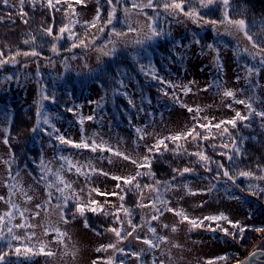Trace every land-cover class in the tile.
Wrapping results in <instances>:
<instances>
[{
    "label": "rangeland",
    "instance_id": "obj_1",
    "mask_svg": "<svg viewBox=\"0 0 264 264\" xmlns=\"http://www.w3.org/2000/svg\"><path fill=\"white\" fill-rule=\"evenodd\" d=\"M139 2H146V0H139ZM8 3L18 6L20 0H8ZM124 6L130 7L128 0H125ZM96 9L97 5L94 0H85L84 5L77 6V17L83 22H91L96 15ZM144 12L146 15H137L135 11L131 15L133 21L139 22L138 25H133L138 27L136 33L128 34L125 37H116L110 36L111 31L109 30L103 40L96 44V47L71 48L70 46L69 53L61 56L59 60L51 58V55L54 54L51 50H48L41 57L17 56V63L12 64L14 68L9 73L0 75V95L7 100L20 99L26 106L34 104L36 107H40L42 105L43 112L47 113L50 122L58 129V134H63L66 138L78 142L81 139V127H83V134L89 142L94 138L97 143L104 142L114 150L125 152L137 160L146 156L145 149L150 146V143H155L159 138L186 131L196 122L193 120L196 113H189L185 107H181V103L193 108L199 106L202 109L200 117H208L213 122L231 117L237 111L243 115H248L245 105L236 104L231 98L222 96L224 89H230L235 92L236 99L247 101L251 97L253 107L256 110H264V69L251 76L247 73V67L258 64L259 58L254 61L251 56L243 51L245 47L252 51L256 50L251 49L250 44L237 28L231 27L229 33L226 34L224 27L220 26L218 34L211 24H204L203 27H200L182 14L170 16L163 11V8H160L156 20L159 29L164 33L160 37L177 41L174 52L178 57L177 62L175 60L166 62L171 73L164 78L166 81H171L177 85H188L191 92L185 95L180 87L172 89L163 85L162 87L168 92H175L178 102L172 98L170 101L172 107L161 112L160 115H155L150 111L149 105L147 106L148 111H143L139 103L140 97L136 83L126 71L120 70L125 92L135 105L136 115L130 116L132 123L135 128H143L149 135L145 136L143 140H138L135 131L120 126L114 127L110 122L109 113L103 109L105 91L97 81L92 80L91 75L98 73L107 59L115 54L126 56L132 60L142 57L148 59L150 57L151 59L149 53L154 51L153 45L159 38L147 41L144 45L133 43L135 39H143L144 35L148 34L147 24L149 21L147 16H157V12L153 9H144ZM117 14L119 21H122L125 15L123 6L118 8ZM200 23L203 24V21ZM114 26L117 27V30L127 32L126 26L121 22L116 21ZM204 32H209L212 35L211 40L209 39L203 44L197 43L196 41ZM110 40L115 42V52L110 55H102L100 49L108 51L113 47V44L109 42ZM208 45H213L215 51L210 49ZM217 56H219V62L222 66L219 70L216 64ZM65 72H72L75 79H82L81 88L76 98L65 105L67 108L74 109V112H71L73 116L70 118L58 115L57 108L51 103L50 98L42 100V96L46 95L45 89L42 88L44 83H49L57 90L71 91V85L64 79ZM8 77L13 78L9 80ZM216 81L220 82L221 88L215 87ZM98 104L99 107H97ZM225 105H231V107ZM89 115H94L95 119L85 120L83 125L78 122L80 117ZM201 122L204 121L201 120ZM8 126L9 120L0 115V196L5 197V200L8 199V188L5 185L12 182L8 178L9 169L5 163V161L10 160V150L8 145L3 143L5 130H8ZM41 127L51 131L48 125L41 124ZM37 140L42 152V160L45 163L51 162L50 166L53 170L60 167L61 161L57 159L60 155L69 157L74 164L77 162L84 164L90 161L94 167L110 175L128 176L135 170L132 163L109 152L101 153L98 150L93 153L87 149L61 145L57 140L49 137L46 132H39ZM17 172L20 173L17 179L21 186L33 199L28 202L26 197L19 192L13 199L21 209H28L25 215L29 222L36 227L30 229L14 228V235L20 239L12 240L8 237L6 242H11V244L16 242L20 246L36 245L37 252L39 245L43 243L54 255H30L28 258L22 255L14 264H93V261H97V264H106L109 259L112 260L113 264H121V261L123 264H136L134 257L118 252L113 253L110 248L106 251H96L101 245L114 243L116 239L113 233L107 231L108 226L105 225V218L101 217V214L92 217L95 218V224L96 222L100 223L103 228L101 233H97L91 228L84 227L85 221L88 219L86 213L83 217L78 214L73 215L75 211L74 201L71 202L73 204L71 211H66L67 223L60 218L59 209L56 208L58 202L55 199L51 201L46 210L37 209L36 205L48 200L45 186L42 183L37 184L36 178L25 168H20ZM62 175L72 184V189L80 197L82 204H87L90 199L89 186L99 187L102 192L118 191L115 187L116 181H113L110 176L93 174L89 180L83 175H78L75 168L69 171L67 165H65ZM250 182L255 183L249 179L245 183L247 185ZM169 183L175 184L176 188L172 191L161 189L164 198L169 201L170 207L182 209L190 218L202 219L207 215L223 213L231 220L240 221L249 227L261 228L264 225L263 218L260 215L252 216L250 206L241 201L238 191L231 185L212 182L192 174L180 176L169 181ZM185 185L194 194H188ZM212 185H215V188L209 192L208 189ZM82 189L83 191H81ZM52 191L54 195H58L55 193V189ZM228 192L233 193L239 199H229ZM67 194L71 195V191H68ZM141 196L143 202L148 204L154 193L146 189ZM91 198L97 200L99 205L107 210L116 209L119 204V199L115 196L104 197L92 193ZM5 200H0V214L8 208ZM132 211L133 222L138 225L144 223L141 217L150 219V207L140 208L136 206ZM34 212H39V215L32 218ZM21 222L18 214L12 221L13 224ZM219 223L222 227L231 230V226L226 222L221 221ZM162 224H167L169 227L162 228ZM114 226L123 227L127 231L132 230L126 221L123 226L120 224ZM153 226L157 228L159 235L166 237V240L161 242L158 248L145 251L147 246L132 238L120 245L125 247L127 251L141 252L142 264H154V262L155 264H205L207 260H213L234 252L232 242L222 232H211L205 227L192 228L186 221L180 222L179 218L172 213H165L160 217L159 222H153ZM172 226L176 227L175 232L171 230ZM211 226L215 227V224H211ZM48 228L59 229L65 235L58 238L54 231H48L45 234V230ZM4 232L7 233L6 227ZM26 232H34L35 235L29 240L26 237ZM146 232V227L138 229L141 238ZM148 235L151 236L150 233ZM173 244L177 246L174 247ZM259 246L257 250L251 253L255 252L259 259H264V244ZM233 255L235 257L237 254ZM256 257L254 260L257 262ZM227 264H237V261L234 259Z\"/></svg>",
    "mask_w": 264,
    "mask_h": 264
},
{
    "label": "snow or ice",
    "instance_id": "obj_2",
    "mask_svg": "<svg viewBox=\"0 0 264 264\" xmlns=\"http://www.w3.org/2000/svg\"><path fill=\"white\" fill-rule=\"evenodd\" d=\"M0 2H3L4 4H7L8 0H0ZM25 2H29L35 7L37 4H40L42 7L46 4L47 8L52 11H59L56 7V5H60L62 3H68V0H20L21 5V15H26V13H23V4ZM216 0H198L199 7L200 8H208L210 5L215 3ZM74 3L76 5H84L85 0H74ZM104 3L107 5V19L104 21L103 25L99 27V32H104L105 29L109 26L111 27V32L109 33L110 36H116V37H125L128 34L136 33L138 31V27H134V24H139L138 21H133L131 19V15L133 11L137 15H146L144 12V9L151 8L153 11L157 12V16H147V19L149 23L147 24L148 28V34L144 35L143 39H135L133 43L137 45H144L147 41H151L154 38H158L162 36L164 33L159 29L158 25L156 24V20L159 16V9L162 7L163 11L167 13L170 16H175L176 14H182L185 18L192 20L193 23H196L198 26L203 27L204 24H211L213 28L217 31L219 34V27L223 26L224 31L226 34L229 33L231 27H235L243 34V37L247 39L249 42L251 49H255L256 51L250 50L248 47H245L243 51L251 56V58L255 61L258 59V64H253L251 66L247 67V73L249 76L252 74H258L261 69H264V41L258 42L254 36V33H251L249 29L246 26L244 19H231L228 15V12L225 11L223 19L221 21L217 20H207L204 18V16L201 15L198 8L195 6L196 0H146V2H139V0H128V3L130 4V7L124 6L125 0H104ZM223 4L226 6L229 5V0H223ZM123 6L124 11V19L122 21H119L118 18V8ZM187 7V10H186ZM68 8L71 9V15L74 17L77 15L76 9L73 7L72 3H68ZM67 11V10H66ZM102 8H101V0H97V9H96V15L94 16L93 20L91 22H85L84 26L85 28H95L97 26V23L101 21L102 19ZM114 21L121 22L124 24L127 28V32L124 30H117L114 26ZM200 21H203V24L200 23ZM25 23H28L27 20L24 21ZM78 21L75 19H72L70 21V24H64L59 28L58 33L54 31V27L49 25L47 27L42 28V31L46 33L47 36L52 37L53 41H60L65 38V35L67 37V40L71 41V48L76 47H88L91 43L90 41L86 42L85 38H82L79 36L75 31H73V27L75 24H77ZM95 37H93L94 39ZM35 37H32V40H24L23 43L29 44L30 42L34 43ZM113 44V47L109 49L108 51H104V49H100L102 55H110L115 52V42L109 41ZM199 43V41H196ZM210 49H213L215 51V48L213 45H208ZM57 43L53 42L51 45V51L57 52ZM69 51L71 49H68ZM23 55L25 57L32 56V57H39L40 52L35 50L33 48L31 51H24L21 53L19 50L12 55L11 57L5 58L4 53L0 52V67H2L5 64L11 63L16 64L17 60L16 57L19 55ZM239 54V53H237ZM216 64L218 67V70L221 69V65L219 62V56L216 58ZM39 74V73H37ZM13 77H8L7 79L11 80ZM152 79L159 80V83L161 85H167V87H170L172 89H176L177 87H180L185 95H187L189 92H191V88L188 85H177L172 83L171 81H166L160 77H158L155 74V71L153 70L152 73ZM215 87L221 88L222 85L219 81L215 82ZM160 92L164 96H172L174 99L178 102V97H176L175 92L169 93L165 88H161ZM222 96L224 98H231L234 103L236 104H243L245 105L246 109L248 110L249 115H243L241 112L237 111L235 113V117L232 119L227 120H220L219 122H213L208 117H200V112L202 109L197 106L196 108L189 107L187 105H184L181 103V107H185L189 113L195 112L196 115L193 116V120L196 121L190 128H188L186 131L176 133L173 135H169L163 138H159L155 141V143L149 147H147V152L150 155H154L155 153L159 152L161 149V146H163L164 150L167 151L168 149V141H172L176 143V149H173V151H177L182 148V145L179 144V141L181 140H192L199 143V141H208L209 139H216L215 135H212L211 130L216 129L219 130L220 136L228 135L229 139L231 141V148L229 149L228 144H222L220 145L221 148L229 149L231 152V155H229L227 152H219L218 155L226 156L227 159L231 162L235 159L236 156L241 155V151L239 148V144L243 143L242 140H237L231 137L229 132V125L232 128L237 127V121H247L250 119L251 116H256L261 119L262 122H264V110H256L253 107L252 104V98L250 97L247 101L236 99V94L234 91L230 89H224L222 91ZM49 99L48 96H42V100ZM54 99V98H53ZM129 104H132L135 106L132 102V100L129 98ZM226 107H231V105H225ZM99 107V104L97 105ZM69 112H74V109L68 108L66 109ZM37 119L35 126L31 129L32 132H46V134L49 137H52L53 139L57 140L59 144L61 145H68L72 148L76 149H87L91 152L95 153L98 150L103 152H109L112 155L119 157L123 159L124 161H129L132 163L135 168L136 172L134 175H128V176H118V175H110L107 172H104L101 169H97L94 167L91 162H87L84 164L80 163H73V161L67 157L60 155L57 157L59 161H61L60 167L53 170V168L50 166L51 162L45 163L43 160L40 162L38 167L41 170V174L36 177V183L40 184L41 182H44V186L47 192L48 200L45 201L42 204L36 205L37 209L43 208L47 209L48 205L51 203L53 199H55L58 203L56 204V208L59 209L60 212V218L61 220H64L66 223L68 222L66 219V211L69 210V202L74 201V209L73 215H79L81 217L84 216L85 211H90L93 213H96L98 210L105 216L112 215L113 216V225L120 224L123 226L125 221L127 222L128 226L131 227V231H127L123 227H115V226H109L107 228L108 232H111L115 236V242L109 243L107 245H101L99 248L96 249L97 252L99 251H106L107 249H112L113 253H121L123 255H130L135 258L136 264H142V253L141 252H135V251H127L125 247H121V243L124 241H127L129 238L135 239L137 241H140L142 244L146 245L147 250H152L155 248H158L160 246L161 242H164L166 240V237L159 235L157 232V228L153 226V222H159L160 217L163 216L165 213H172L176 217L179 218L180 222H187L192 226V228H199V227H205L206 230L211 232H222L224 236L226 237H232V239L239 242L240 240L245 238V233L247 231H255V232H264V228H258V227H249L244 224H242L240 221H233L228 216L224 215L223 213L217 214V215H207L204 216L202 219L200 218H190L182 209H174L169 206V201L164 198V195L161 191L163 189L164 191H172L176 188L175 184L169 183L167 181H160L155 180L154 184H144L141 185L139 178L141 176H148L149 179H154V173L151 172V158L150 155L144 156L142 159L137 160L133 159L130 155L126 154L125 152H121L119 150H114L110 146H107L104 142L97 143L96 140L93 138L91 142H89L88 138L84 136V129L81 127V139L77 141H73L70 138H66L63 134H58V129L55 128V126L50 122V118L47 115V113L43 112L42 105L38 107L37 109ZM94 115H89L87 117H80L79 123L83 125L85 120H94ZM204 121V122H201ZM41 124L48 125V128L51 129V131H47L43 127H41ZM248 125L246 124L245 127ZM264 127V123L261 125ZM203 130V131H201ZM135 132L137 134L138 140H143L145 136L149 135V133L145 132L143 128L136 127ZM5 137L3 139V143L8 144L9 143V137L7 135V130H5ZM211 147L215 148L216 145H210ZM190 156L197 157V163H200L204 168L205 171H212V169L208 166L209 164H216L217 167V179L220 178L222 175L226 181L231 182V187H239L240 191L247 192L248 195L256 196V197H264V187H261L258 184L248 183L245 187H240L237 183L238 179L248 178L249 180L255 179L258 181H264V175H256L253 171L250 170H240L238 172H233L231 168H226L223 163H220L218 161H213L211 158L203 151L198 150L195 152L188 153ZM15 162V157L12 159L5 161V163L8 165V178L12 181L11 183H6V187L8 188V199L5 200V197L0 196V200H5L6 204L8 205V208L6 211H4L2 214H0V240L7 239L8 237H11L12 240H19L20 238L13 233L14 228H22V229H30L35 228L36 225L31 224L29 222L28 217L25 215L26 212H28V209H21L14 201L13 197L19 192L22 193L26 197V201L30 202L33 197L28 195L27 192L23 189V187L20 184V181L17 179V177L20 175L19 172L13 173L11 171V165ZM111 162V161H110ZM65 165H67V169L71 171L73 168H75V172L78 175H83L86 179L91 178L93 174L95 175H102V176H110V178L113 181H116V189L118 191L113 192H102L99 187H88V193L90 199L88 200L87 204H82L80 202V197L76 194L75 190L72 189V184L67 181L62 173L65 170ZM142 169H148L147 172L142 171ZM259 171L264 172V169H259ZM173 172L178 173L179 175L183 176L185 173H192L194 172V169L191 167H184L182 169H173ZM50 177H54V179H50ZM175 179V177H173ZM215 188V185H212L209 187L208 191L211 192ZM52 189H55V193H58V195H54ZM143 189H148L151 193H154L153 198L149 201L148 204H145L143 202L142 196L138 197L137 199V207L140 208H148L151 209V215L150 219H145L144 217H141V219L144 221L142 225H138L133 222L132 216L133 211L129 207H126L124 204L126 194L129 192H135V193H142ZM185 189L188 192V194H194L191 192V190L188 188L187 185H185ZM68 191H71V195H68ZM83 191V189L81 190ZM92 193H95L97 196H104V197H117L120 201L119 207L116 209L115 212L109 213L105 211L98 203L97 200L92 199L91 195ZM229 199H239V197L235 196L233 193L228 192ZM107 202V201H106ZM121 212L123 213V216H121ZM17 214L19 215L21 219V223L19 224H13V219L16 218ZM39 215V212L32 213V218H35ZM224 221L227 224L231 226V230L226 229L221 226L219 222ZM205 222H211L206 224ZM211 224H215V227L211 226ZM7 228V234L5 235L4 228ZM85 228H91V225L85 221L84 224ZM141 227H146L147 232L144 235L143 238H141L138 234V229ZM162 228H168L169 226L167 224H162ZM171 230L175 232L177 229L175 226H172ZM48 231H54L57 234V237H62L65 235L62 233L59 229L54 228H48L45 230V234L48 233ZM148 233L151 234V236L148 235ZM35 235L34 232H26V237L31 240V238ZM173 246H177L173 244ZM9 249H12V244L9 242L8 244ZM36 245H24L23 247H16L14 254L19 257L23 255L25 258H28L30 255H46V256H53L54 253H52L50 250L47 249V246L43 243L39 245V251H36ZM9 256V252H5L0 250V264H10L9 261H7V257ZM256 256V253H250L249 258H246L245 261H237V264H251V260L253 257ZM217 260L220 261H227V256H220L217 258ZM93 264H97V261H93ZM106 264H113L112 260L109 259ZM121 264H123V261H121ZM155 264V262H154ZM205 264H216L215 260H207Z\"/></svg>",
    "mask_w": 264,
    "mask_h": 264
},
{
    "label": "trees",
    "instance_id": "obj_3",
    "mask_svg": "<svg viewBox=\"0 0 264 264\" xmlns=\"http://www.w3.org/2000/svg\"><path fill=\"white\" fill-rule=\"evenodd\" d=\"M94 2L97 5V0H94ZM68 3H72L73 7L77 9L78 5L74 3V0H68ZM68 3L56 5L60 10L52 11L47 8L46 4L43 7L40 4L33 7L31 3L25 2L23 4V13H26V15L22 18L20 3L18 6H14L8 2L7 4L0 2V52H3L4 57L8 58L14 55L17 50L23 53L24 51H31L35 48V50L40 52L39 57H41L48 50H51L52 43L56 42L58 50L51 55V58L59 60L61 56L69 53L68 49L71 46V41L67 40L66 35L65 38L60 41H53V38L47 36L46 33L42 31V28L51 25L54 27V31L58 33L59 28L64 24H70L72 19L78 21L77 24L72 26L73 31L82 38H85L86 42L90 41V47H96V44L103 40L105 34L109 30L111 31L112 27H107L104 32L98 31L99 27H101L107 19L108 9L106 3H104V0H101V21L97 23L95 28L87 29L84 26L85 22L81 21L77 15L74 17L71 15V9L68 8ZM195 6L207 20L221 21L225 11L228 12L231 19H244L249 31L255 34L254 38L258 42L264 41V0H229L227 8L223 4V0H216L210 8H200L198 0H196ZM148 10L152 9L148 8ZM25 20H27L28 23H25ZM114 23H116V21H114ZM115 28L117 29V27ZM32 37H35L34 43H23L24 40L31 41ZM93 37L95 38L93 39ZM158 38L159 40L155 41L153 45L154 51L149 53L151 59L150 57L149 59L142 57L137 60H132L126 56L115 54L107 59L98 73L91 75L92 80L97 81L105 91L103 109L109 113L110 122L114 127L120 126L135 131L130 116H135L136 110L135 106L128 102L129 96L126 94L123 87L120 70L126 71L136 83L140 97L139 103L143 111H148L147 106L149 105L152 113L160 115L161 112L172 107L170 101H172L173 97L171 95L164 96L161 94L160 89L163 85L159 83V80L152 79V73L154 70L155 74L164 80V77H167V75L171 73L170 68H168L169 65L167 66L166 62L172 60L178 61V57L174 52L177 41L166 37ZM211 38L212 35H210L209 32H204L202 36L199 37L198 41L200 44H203L205 41L211 40ZM13 68L14 66L11 63L3 65L0 67V75L9 73ZM64 79L71 85V91L69 92L57 90L49 83H44L42 88L45 89L46 96L50 98L51 103L57 108L58 115L70 118L73 115L66 110L68 108L65 105L70 103V100L76 98L81 88L82 79H75L72 72H65ZM173 100L176 101L174 98ZM37 108L38 107L34 104L24 105L20 99L7 100L0 95V115L9 120L7 130L9 143L7 145L10 150V159L15 157L14 165H11V171L17 172L20 168H25L35 178L41 174L38 165L42 161V152L38 146L37 140L39 132L31 131L36 124ZM234 117L235 114L220 120L232 119ZM262 123L264 122H262L259 117L251 116L247 121H237L236 128H232L230 125L228 126L231 137L243 141V143L239 144L242 154L236 156L231 162L226 156L218 155V153L222 151L231 155L229 150L231 148V141L228 135L220 136L219 130L216 129L211 130L212 135H215L216 139L199 141V143L190 139L181 140L179 144L182 145V148L177 151H173V149H176V143L172 141L167 142L169 150L165 151L163 146H161L160 151L154 155H150L146 148V155H150L151 158V172L154 173V179H149L148 176H141L139 178L140 184H154L155 180L169 182L174 180L173 177L176 179L181 176L173 172L174 168L182 169L184 167H191L194 169V172L185 173L184 175H197L212 182L231 185V182L226 181L222 175L219 179L216 178V164H209L208 166L212 171H205V168L200 163L196 162L197 157L188 155V153L198 150H203L211 160L223 163L226 168H231L233 172L250 170L256 175H264V172L259 171V169H264V127L261 126ZM246 124L248 125L247 127H245ZM153 144L154 143H150V146ZM213 144L216 145L215 148L210 146ZM222 144H228L229 149L221 148L220 145ZM142 171L147 172L148 169H142ZM135 172L136 168L131 175H134ZM50 179H54V177H50ZM247 180L248 178L241 177L238 179L237 183L240 187H245V182ZM250 181L264 187V181L255 179H251ZM41 183L44 185V182ZM234 188L238 191L241 201L250 206L252 216L257 217L260 215L264 222V197L251 196L248 195L247 192L240 191L239 187ZM145 190L146 189H143L142 193H127L124 201L125 206L130 209L135 208L137 206L136 202L138 197H141ZM71 202L72 201L69 202L68 211L72 209L73 204ZM119 205L120 201L118 207ZM118 207H116V209ZM102 208L109 213L116 211V209L107 210L104 207ZM85 213L88 218L87 222L91 225V229L97 233H101L103 228L100 226V223L98 224L96 222L95 224V218H92L95 215L101 214V217L105 218V225L108 227L114 226L112 222L114 218L112 215L102 216L103 214L99 210L96 213L90 211H85ZM122 215L123 213L121 212V216ZM261 228H264V225ZM226 238L232 242L234 252L223 255L228 257L227 261H220L217 260V258L213 259L216 261V264H227L234 259L235 261H240L252 251L257 250L260 247L259 245L264 244V232L255 233L254 231H247L245 233V238L239 242L232 239V237ZM8 244L9 242H6V239L0 240V250L9 252V256L6 259L11 262V264H14L22 256L17 257L14 254L15 248L23 246L17 245L16 242H12L13 247L9 249V247H7ZM233 254L237 255L234 257Z\"/></svg>",
    "mask_w": 264,
    "mask_h": 264
},
{
    "label": "flooded vegetation",
    "instance_id": "obj_4",
    "mask_svg": "<svg viewBox=\"0 0 264 264\" xmlns=\"http://www.w3.org/2000/svg\"><path fill=\"white\" fill-rule=\"evenodd\" d=\"M257 256V255H256ZM255 256V257H256ZM258 264H264V259H259V256L256 257Z\"/></svg>",
    "mask_w": 264,
    "mask_h": 264
},
{
    "label": "water",
    "instance_id": "obj_5",
    "mask_svg": "<svg viewBox=\"0 0 264 264\" xmlns=\"http://www.w3.org/2000/svg\"><path fill=\"white\" fill-rule=\"evenodd\" d=\"M246 258H249V256H247ZM246 258L242 259L241 261H245ZM251 264H258V263L254 260V257H253L252 260H251Z\"/></svg>",
    "mask_w": 264,
    "mask_h": 264
}]
</instances>
